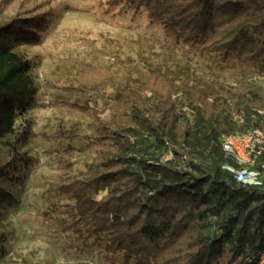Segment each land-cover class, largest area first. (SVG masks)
Masks as SVG:
<instances>
[{
    "label": "trees",
    "instance_id": "trees-1",
    "mask_svg": "<svg viewBox=\"0 0 264 264\" xmlns=\"http://www.w3.org/2000/svg\"><path fill=\"white\" fill-rule=\"evenodd\" d=\"M106 2L143 9L150 23L162 27L171 48L210 55L217 74L244 82L252 75L264 77V0ZM45 17H11L0 23V143L8 145L10 156L0 162V208L13 203L3 182L30 160L18 149L29 125L17 128L14 122L33 105L36 93L31 63L14 48L38 43ZM79 69L75 75L81 86L111 85L116 92L109 119L101 118L94 105L72 103L93 120L96 157L84 177L47 186L49 206L68 209L65 230L90 240L98 251L119 252L120 264H257L264 250V182L236 181L223 167L233 163L221 140L260 123L262 116L254 108L261 106L264 90L249 85L240 113L244 128L235 131L196 76L177 83L159 67L134 75L96 64ZM146 92L155 99L149 107L141 97ZM176 93L192 110L191 118L179 120L172 98ZM169 151L170 159H160ZM73 152L68 146L60 156L66 174L72 170ZM262 162L264 154L257 167ZM100 191L105 193L98 197ZM3 238L0 233V259Z\"/></svg>",
    "mask_w": 264,
    "mask_h": 264
},
{
    "label": "rangeland",
    "instance_id": "rangeland-1",
    "mask_svg": "<svg viewBox=\"0 0 264 264\" xmlns=\"http://www.w3.org/2000/svg\"><path fill=\"white\" fill-rule=\"evenodd\" d=\"M106 1L0 0V23L37 14L48 21L38 43L14 48L31 63L36 93L33 105L15 117L17 128L29 125V135L18 149L30 160L21 162L14 178L3 182L13 195V203L0 208L5 249L0 264H120L119 252L98 251L90 240L65 230L70 219L68 209L60 206L54 210L46 201L50 182L82 178L95 162L93 120L72 103L94 105L103 119L113 114L109 105L116 90L111 85L81 86L75 75L81 66L102 65L119 75L159 67L177 83L196 76L216 99L217 112L229 117L235 131L244 128L240 113L249 85L264 90L263 76L252 75L244 82L235 75L217 74L209 65L210 55L171 48L162 27L150 23L143 9L108 5ZM141 97L147 107L155 102L149 92ZM172 98L179 120L191 118L192 110L183 103V96L176 93ZM260 104L254 110L264 111V97ZM68 146L74 147V154L69 158L72 170L66 174L60 156ZM172 156L169 151L160 159ZM9 157L8 145L0 143V162ZM104 193L100 191L97 196Z\"/></svg>",
    "mask_w": 264,
    "mask_h": 264
},
{
    "label": "built area",
    "instance_id": "built-area-1",
    "mask_svg": "<svg viewBox=\"0 0 264 264\" xmlns=\"http://www.w3.org/2000/svg\"><path fill=\"white\" fill-rule=\"evenodd\" d=\"M256 111L262 116L260 123L240 132L223 135L221 147L233 163L226 162L223 167L233 173L236 181L261 185L264 182V162L259 167L257 165L264 154V111ZM257 264H264V250L259 251Z\"/></svg>",
    "mask_w": 264,
    "mask_h": 264
}]
</instances>
